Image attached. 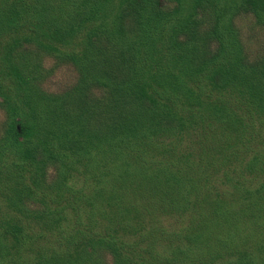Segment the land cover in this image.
Returning <instances> with one entry per match:
<instances>
[{
  "label": "trees",
  "instance_id": "trees-1",
  "mask_svg": "<svg viewBox=\"0 0 264 264\" xmlns=\"http://www.w3.org/2000/svg\"><path fill=\"white\" fill-rule=\"evenodd\" d=\"M44 53L74 65L65 92L34 84ZM0 92V264H102L96 246L217 264L264 242V0H0ZM72 154L81 183L61 160L53 188L45 160Z\"/></svg>",
  "mask_w": 264,
  "mask_h": 264
},
{
  "label": "rangeland",
  "instance_id": "rangeland-1",
  "mask_svg": "<svg viewBox=\"0 0 264 264\" xmlns=\"http://www.w3.org/2000/svg\"><path fill=\"white\" fill-rule=\"evenodd\" d=\"M40 63L44 70L40 72L36 80H34V84L42 93L49 94V95L50 94L57 95V94L63 93L71 86V84L76 79L77 73H76L75 67L74 65L68 62H63V63L62 61L55 62L53 61L52 56L46 55L44 53L42 55ZM35 81H38V82L36 83ZM2 97L3 95H1V92H0V137L4 135L5 129L11 119L10 109L5 103V101H1ZM43 131H44V127L41 131V134ZM40 139H42V135L40 136ZM48 144L53 145L55 147V151L57 150L58 145L51 138L48 139ZM58 152L59 154H63L62 148H58ZM10 155L11 153L9 154V156ZM67 155L65 156L61 155L59 157L60 160L55 162L57 165L56 174H54L52 171V169L54 168L53 163L49 160H45V163H46L45 165L48 169V172H47L48 178H46V180L49 182V184L53 188L61 187L62 185L63 167L60 166L61 160L62 161L67 160L71 162L72 168L74 169L70 171L69 174H67V176H69L71 179L69 183H71L72 180H74V183L71 185H78L79 183H81L79 180V178L81 177V168H76V169L74 168L76 155L75 154H72L69 156ZM26 202L31 205L34 203L29 198L26 199ZM39 207L42 208L41 203ZM62 213L66 218H69L71 216V212L68 206L64 208ZM127 236L129 238L131 237L130 234H128ZM259 243L261 246L259 245ZM244 249H245V253H239V252L229 253L228 252L222 255V258L217 260V264H256L258 263V257L264 258V242H261V241L257 243L250 242L247 246L244 247ZM163 250H166V248H164ZM91 256L95 257L102 264L104 263L111 264V254L108 253V248L106 247L96 246L92 250Z\"/></svg>",
  "mask_w": 264,
  "mask_h": 264
}]
</instances>
